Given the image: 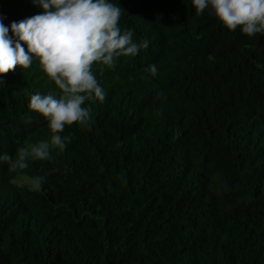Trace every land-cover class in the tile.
<instances>
[{
  "label": "trees",
  "instance_id": "1",
  "mask_svg": "<svg viewBox=\"0 0 264 264\" xmlns=\"http://www.w3.org/2000/svg\"><path fill=\"white\" fill-rule=\"evenodd\" d=\"M111 2L149 47L94 64L106 99L85 102L64 151L0 161V264H264V34L192 0ZM42 11L0 0L9 27ZM28 93L60 95L38 60L0 80V156L50 139Z\"/></svg>",
  "mask_w": 264,
  "mask_h": 264
},
{
  "label": "clouds",
  "instance_id": "2",
  "mask_svg": "<svg viewBox=\"0 0 264 264\" xmlns=\"http://www.w3.org/2000/svg\"><path fill=\"white\" fill-rule=\"evenodd\" d=\"M42 12L10 27L0 15V80L17 66L29 69L34 60L60 90L54 94L28 93L29 109L41 115L51 132L49 140L20 147L14 159L8 154L0 161L10 171L26 170L29 161L51 160V149L61 152L71 142V135H62L66 126H86L91 120V107L83 106L94 98L103 103L106 93L96 74L94 64L114 68L121 56H136L149 47L145 39L133 40V31L121 29L123 9L111 0H31ZM196 15L210 9L229 30L238 27L249 37L264 34V0H192ZM23 42V43H22ZM27 45V50L23 46ZM157 74L155 64L148 69ZM32 118L26 117L25 123ZM45 176L30 180V190L40 191Z\"/></svg>",
  "mask_w": 264,
  "mask_h": 264
}]
</instances>
